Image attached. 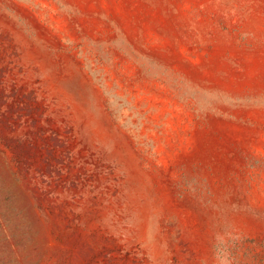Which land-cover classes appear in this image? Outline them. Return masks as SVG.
I'll return each instance as SVG.
<instances>
[{
	"label": "rangeland",
	"instance_id": "obj_1",
	"mask_svg": "<svg viewBox=\"0 0 264 264\" xmlns=\"http://www.w3.org/2000/svg\"><path fill=\"white\" fill-rule=\"evenodd\" d=\"M0 264H264V0H0Z\"/></svg>",
	"mask_w": 264,
	"mask_h": 264
}]
</instances>
